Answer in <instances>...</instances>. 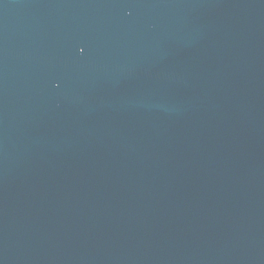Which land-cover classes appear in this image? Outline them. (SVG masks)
Returning a JSON list of instances; mask_svg holds the SVG:
<instances>
[{"label":"water","instance_id":"1","mask_svg":"<svg viewBox=\"0 0 264 264\" xmlns=\"http://www.w3.org/2000/svg\"><path fill=\"white\" fill-rule=\"evenodd\" d=\"M0 264H264V0H0Z\"/></svg>","mask_w":264,"mask_h":264}]
</instances>
